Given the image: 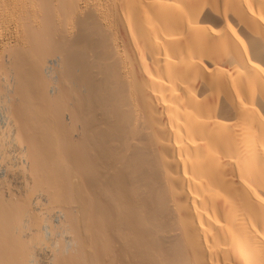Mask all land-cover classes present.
<instances>
[{
  "label": "bare ground",
  "instance_id": "bare-ground-1",
  "mask_svg": "<svg viewBox=\"0 0 264 264\" xmlns=\"http://www.w3.org/2000/svg\"><path fill=\"white\" fill-rule=\"evenodd\" d=\"M0 1V264H264V0Z\"/></svg>",
  "mask_w": 264,
  "mask_h": 264
},
{
  "label": "rangeland",
  "instance_id": "rangeland-1",
  "mask_svg": "<svg viewBox=\"0 0 264 264\" xmlns=\"http://www.w3.org/2000/svg\"><path fill=\"white\" fill-rule=\"evenodd\" d=\"M4 11H5V9H4ZM4 11H3V6H2L1 1H0V65H1V62H3L2 60L4 59V55H6V53L9 51V49L12 46V45L8 44V43H10L9 42L10 41L9 40L10 35L11 36L13 35L12 37L14 38L13 33L16 32V30H15L16 25L13 23L14 21L11 22L10 19L8 18L7 14H5ZM5 44H7V46H5ZM0 72H1V70H0ZM2 74H4V73H2ZM18 161H16V162H18ZM2 179L4 182H6L5 186H4L5 194H8V192L13 193L17 197H19L24 192L25 185L29 183L27 180H26L27 182H25L24 180H21L22 178L19 175L12 174V173H9V174L8 173H5V174L2 173ZM37 258H38V262H40L39 264H44L43 261L45 262V260L43 258H41V255H39V257H37Z\"/></svg>",
  "mask_w": 264,
  "mask_h": 264
}]
</instances>
